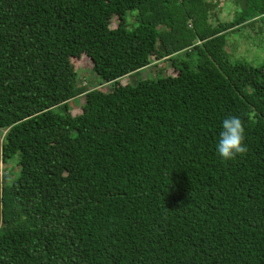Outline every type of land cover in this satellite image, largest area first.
<instances>
[{
	"label": "trees",
	"instance_id": "1",
	"mask_svg": "<svg viewBox=\"0 0 264 264\" xmlns=\"http://www.w3.org/2000/svg\"><path fill=\"white\" fill-rule=\"evenodd\" d=\"M230 1L0 0V264H264V63L223 50L264 0Z\"/></svg>",
	"mask_w": 264,
	"mask_h": 264
},
{
	"label": "rangeland",
	"instance_id": "2",
	"mask_svg": "<svg viewBox=\"0 0 264 264\" xmlns=\"http://www.w3.org/2000/svg\"><path fill=\"white\" fill-rule=\"evenodd\" d=\"M236 14L237 10L230 0H219L217 12L215 13L218 21H231ZM224 40L223 50L231 62L241 61L255 67L261 65L264 63V16L253 21L251 25L240 26L238 29L228 31L224 35ZM161 67V62L153 63L137 74H132L129 80L135 82L137 79H154L159 76ZM89 70V66L81 70L80 77L82 81L94 83L93 75ZM80 101L82 102V99L75 100L76 104ZM72 104L76 105L74 103L70 105ZM15 170L13 162L6 165L0 163V175L9 174L10 172L13 175Z\"/></svg>",
	"mask_w": 264,
	"mask_h": 264
},
{
	"label": "clouds",
	"instance_id": "3",
	"mask_svg": "<svg viewBox=\"0 0 264 264\" xmlns=\"http://www.w3.org/2000/svg\"><path fill=\"white\" fill-rule=\"evenodd\" d=\"M216 152L222 161H232L248 152L245 144V125L240 116H229L222 121Z\"/></svg>",
	"mask_w": 264,
	"mask_h": 264
}]
</instances>
